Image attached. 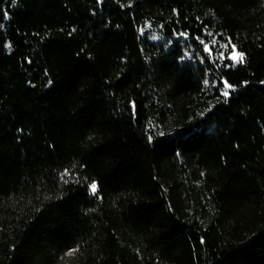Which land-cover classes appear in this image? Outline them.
<instances>
[{"label":"trees","instance_id":"trees-1","mask_svg":"<svg viewBox=\"0 0 264 264\" xmlns=\"http://www.w3.org/2000/svg\"><path fill=\"white\" fill-rule=\"evenodd\" d=\"M0 264H264V0H0Z\"/></svg>","mask_w":264,"mask_h":264},{"label":"rangeland","instance_id":"rangeland-1","mask_svg":"<svg viewBox=\"0 0 264 264\" xmlns=\"http://www.w3.org/2000/svg\"><path fill=\"white\" fill-rule=\"evenodd\" d=\"M232 56H233L234 60H236V61L240 60V58H241V54L239 52H237L236 50L234 51Z\"/></svg>","mask_w":264,"mask_h":264}]
</instances>
